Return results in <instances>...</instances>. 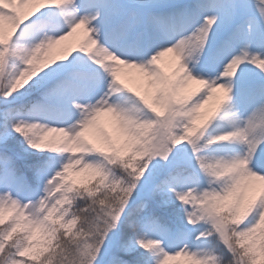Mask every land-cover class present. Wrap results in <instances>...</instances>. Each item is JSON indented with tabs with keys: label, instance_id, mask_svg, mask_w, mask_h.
I'll return each mask as SVG.
<instances>
[{
	"label": "snow or ice",
	"instance_id": "obj_1",
	"mask_svg": "<svg viewBox=\"0 0 264 264\" xmlns=\"http://www.w3.org/2000/svg\"><path fill=\"white\" fill-rule=\"evenodd\" d=\"M0 264H264V0H0Z\"/></svg>",
	"mask_w": 264,
	"mask_h": 264
},
{
	"label": "rangeland",
	"instance_id": "obj_2",
	"mask_svg": "<svg viewBox=\"0 0 264 264\" xmlns=\"http://www.w3.org/2000/svg\"><path fill=\"white\" fill-rule=\"evenodd\" d=\"M80 39L79 35L73 36L69 38V42L75 43Z\"/></svg>",
	"mask_w": 264,
	"mask_h": 264
}]
</instances>
